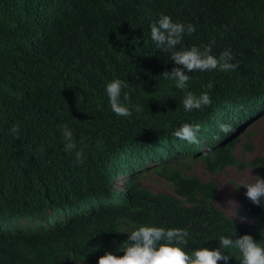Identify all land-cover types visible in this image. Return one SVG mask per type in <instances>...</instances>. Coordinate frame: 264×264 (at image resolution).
<instances>
[{
    "label": "trees",
    "instance_id": "obj_1",
    "mask_svg": "<svg viewBox=\"0 0 264 264\" xmlns=\"http://www.w3.org/2000/svg\"><path fill=\"white\" fill-rule=\"evenodd\" d=\"M161 13L195 25L185 46L214 40L212 52L231 49L237 67L196 70L176 88L162 74L175 62L150 38ZM116 77L140 111L111 110L105 84ZM188 90L212 103L185 111ZM261 113L264 0H0V264H97L122 254L123 231L140 224L186 228L189 251L234 230L264 243V206L244 194L237 216L252 220L231 219L215 182L189 172L242 167L234 148ZM183 122L199 124L198 142L173 135ZM65 123L80 163L63 148ZM249 165L264 176V154ZM149 172L171 191L144 184Z\"/></svg>",
    "mask_w": 264,
    "mask_h": 264
},
{
    "label": "clouds",
    "instance_id": "obj_2",
    "mask_svg": "<svg viewBox=\"0 0 264 264\" xmlns=\"http://www.w3.org/2000/svg\"><path fill=\"white\" fill-rule=\"evenodd\" d=\"M194 31V24L173 19L167 13H161L150 23L151 40L158 49L170 53L171 60L175 62L170 71L165 70L162 74L171 80L176 88L182 90L188 89L190 73L196 70L216 69L227 72L237 67L233 62L231 49L222 50L218 56L212 52L214 40L203 47L197 44L185 46L184 35ZM208 87H211V84ZM128 88L129 85L119 77L105 84L108 103L118 116L127 117L132 111H140L142 108L140 104L132 103ZM211 103L212 98L207 91L197 94L188 90L182 99L185 111L200 109ZM17 127L12 125L10 131L15 134ZM199 127V124L183 122L174 129L173 135L189 143L198 142ZM218 127L223 132L230 130V125L223 122ZM61 136L64 150L74 153L76 161L82 162L83 150L77 147L74 131L67 123L61 127ZM252 175V180L232 183L236 187L243 185L246 189L245 195L253 203L264 206V176L259 173ZM123 232H127L128 236L123 247H118L123 250L122 254L105 251L98 257L97 264H227L231 257L238 259L239 264H264V243L255 240L250 233L238 235L234 230L219 235L216 247L199 246L189 251L186 248L189 235L186 228L140 224ZM230 250L236 255L230 254ZM84 264H87V261L84 260Z\"/></svg>",
    "mask_w": 264,
    "mask_h": 264
},
{
    "label": "rangeland",
    "instance_id": "obj_3",
    "mask_svg": "<svg viewBox=\"0 0 264 264\" xmlns=\"http://www.w3.org/2000/svg\"><path fill=\"white\" fill-rule=\"evenodd\" d=\"M250 121L251 122H245L246 126L242 129L245 130L248 127L250 129V136L244 137L243 131L239 136V143L234 148V153L238 157V160L244 163L242 167L226 166L222 171L212 174L204 169L200 162H197L189 170V172L204 179H212L217 186L214 198L216 205L229 216L237 217L246 222H250L252 219L244 216H237V211L240 206V197L245 194L246 189L243 185L236 187L232 181H249L254 179L252 174L258 173V167L250 166L249 162L254 159L256 155L264 154V113H261ZM244 142L251 143L252 148L246 149L243 145ZM250 167H252L250 170L251 173L249 172ZM142 180L144 184H147L154 190L164 192L171 191L168 182L155 173L149 172Z\"/></svg>",
    "mask_w": 264,
    "mask_h": 264
}]
</instances>
